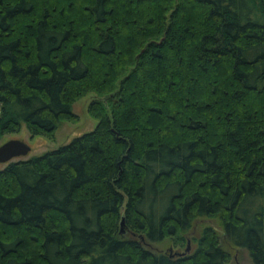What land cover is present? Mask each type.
<instances>
[{
  "label": "trees",
  "instance_id": "16d2710c",
  "mask_svg": "<svg viewBox=\"0 0 264 264\" xmlns=\"http://www.w3.org/2000/svg\"><path fill=\"white\" fill-rule=\"evenodd\" d=\"M89 92L0 169V264H264V0H0V138Z\"/></svg>",
  "mask_w": 264,
  "mask_h": 264
},
{
  "label": "rangeland",
  "instance_id": "374dc122",
  "mask_svg": "<svg viewBox=\"0 0 264 264\" xmlns=\"http://www.w3.org/2000/svg\"><path fill=\"white\" fill-rule=\"evenodd\" d=\"M96 97V95L92 92L87 93L82 96L78 100H76L72 105V111L77 115V119L75 121H64L60 124L53 137H48L45 135H34L32 136L25 125L21 126L19 132L5 134L0 138V144L10 139H18L30 146V151L26 156H21L17 158H13L9 162L0 163V169L4 168L8 163L17 160L28 159L34 155H40L46 151L56 149L57 147L69 143L74 138L81 136L86 132L92 131L96 124L97 120L94 119L88 112L87 107L89 102ZM213 225L217 227L219 230V226L216 220H206L201 218L197 220L192 228L191 232H189L186 236L187 243L185 246H178L173 242L165 241L163 243H153L151 246L144 245L147 249L153 252H165L171 254H182V253H191V251L195 248V237H198L201 228L204 225ZM126 238H132L130 233L125 234ZM192 239V240H191ZM188 247V251L186 250ZM186 248V249H185ZM227 248L230 260L228 264H251L247 251L244 249H235L230 246L225 245Z\"/></svg>",
  "mask_w": 264,
  "mask_h": 264
},
{
  "label": "water",
  "instance_id": "95a60500",
  "mask_svg": "<svg viewBox=\"0 0 264 264\" xmlns=\"http://www.w3.org/2000/svg\"><path fill=\"white\" fill-rule=\"evenodd\" d=\"M30 146L18 139H10L0 144V163L11 161L13 158L26 156ZM123 218L120 221V230L123 231ZM188 251V247L186 249Z\"/></svg>",
  "mask_w": 264,
  "mask_h": 264
}]
</instances>
